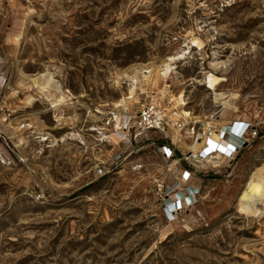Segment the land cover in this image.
<instances>
[{"label":"rangeland","instance_id":"374dc122","mask_svg":"<svg viewBox=\"0 0 264 264\" xmlns=\"http://www.w3.org/2000/svg\"><path fill=\"white\" fill-rule=\"evenodd\" d=\"M147 97L202 138L139 136ZM263 167L264 0H0V264H264ZM169 187L199 190L174 221Z\"/></svg>","mask_w":264,"mask_h":264},{"label":"built area","instance_id":"2783aa9c","mask_svg":"<svg viewBox=\"0 0 264 264\" xmlns=\"http://www.w3.org/2000/svg\"><path fill=\"white\" fill-rule=\"evenodd\" d=\"M136 86H138L139 89L143 85L137 82ZM133 98V96H128V100H131ZM173 110V113H167L166 110L162 107V101L158 102L157 100L149 99L147 97L145 102L141 104L140 115L138 121L136 122V129L139 133V136H146L148 138L150 133L157 135H168L167 132L170 127L176 128L179 132L189 127L188 134L192 136V138L195 137V139L199 141L202 136L196 130L197 121L188 119L186 113L183 110L180 112L178 111V108H174ZM115 122L117 123V121H114V123ZM237 126L241 127V134L238 135V138L242 139L248 134L249 125L246 123H236L235 127ZM233 129L234 128H232V131ZM120 130L121 129L115 131V139L121 143H127V141L125 140L127 137L124 135V133H120ZM228 130H231V128L227 129L225 133H228ZM214 136H216V132L212 127H209L207 130L203 131V137H206L207 140L211 143V146L208 145L209 147L215 146V148L218 149L221 147L225 149L227 153L238 151L236 146L229 144L230 142H228V144L224 146L222 144L217 145V143L214 142ZM163 151L165 159L171 160L174 157L173 149L165 147ZM224 155L228 158L226 153H224ZM191 177L192 173L187 170L181 175V181L187 183V181H189ZM164 190L165 187H160V192H163ZM184 190H187V187H185V189L183 187H169L165 191L166 200H164V210L166 217L171 221L179 219L184 208L193 206L195 204V199L197 194L199 193V190L190 189V192H188L187 195H185ZM191 197L193 198L192 201H190Z\"/></svg>","mask_w":264,"mask_h":264},{"label":"bare ground","instance_id":"6f19581e","mask_svg":"<svg viewBox=\"0 0 264 264\" xmlns=\"http://www.w3.org/2000/svg\"><path fill=\"white\" fill-rule=\"evenodd\" d=\"M172 60V59H171ZM170 60V61H171ZM167 70H169V65H166ZM211 83V82H210ZM214 84L211 85L213 89ZM214 90V89H213ZM138 89H134L131 91L132 95L137 94ZM182 100L180 99L179 102ZM241 127L237 126L233 129L231 133H228L234 137H236V140L232 138L231 143L234 145L239 146L241 144V140L238 138V135L241 134L240 131ZM235 134V135H234ZM226 141L230 140L229 137L227 139L226 135L223 137ZM230 142V141H229ZM12 149L13 147L8 144ZM216 157L215 159L219 160L221 159L222 153L217 152L215 153ZM212 159V158H211ZM209 159V163L211 162ZM193 198H190V201H192ZM239 208L240 210L246 214V215H253V216H263L264 215V167L259 169L257 172H255L252 176V179L250 180L248 187H246L243 192L241 193L239 197Z\"/></svg>","mask_w":264,"mask_h":264},{"label":"crops","instance_id":"0c3cea01","mask_svg":"<svg viewBox=\"0 0 264 264\" xmlns=\"http://www.w3.org/2000/svg\"><path fill=\"white\" fill-rule=\"evenodd\" d=\"M183 174V173H182Z\"/></svg>","mask_w":264,"mask_h":264}]
</instances>
